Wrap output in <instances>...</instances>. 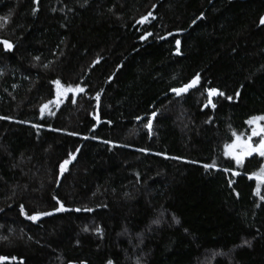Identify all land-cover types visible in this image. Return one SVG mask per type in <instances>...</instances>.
<instances>
[{
	"label": "trees",
	"instance_id": "16d2710c",
	"mask_svg": "<svg viewBox=\"0 0 264 264\" xmlns=\"http://www.w3.org/2000/svg\"><path fill=\"white\" fill-rule=\"evenodd\" d=\"M261 17L264 0H0V264H264V161L225 155L264 115Z\"/></svg>",
	"mask_w": 264,
	"mask_h": 264
},
{
	"label": "snow or ice",
	"instance_id": "6c2138e0",
	"mask_svg": "<svg viewBox=\"0 0 264 264\" xmlns=\"http://www.w3.org/2000/svg\"><path fill=\"white\" fill-rule=\"evenodd\" d=\"M35 2V0H34ZM151 15V14H149ZM147 19V17L142 18V20L140 21L141 23L144 22ZM260 24H264V17L260 18ZM193 23H195V21H193ZM149 35H151V33H149ZM143 39V37H142ZM0 45H2L4 47L5 50H11L13 48V45L7 41V40H0ZM176 45H177V49L179 50V46H180V41L177 40L176 41ZM179 54V52L177 53ZM199 81V75L197 74V76L195 78H193L189 83L183 85L182 87H177V88H173L172 91L177 95H181L184 92H187L188 89L196 86L198 84ZM56 84V88H57V96L61 97L65 94V91H72L73 93V97L75 96V94L77 92H83V88L76 86L74 89L71 86H68L67 89H62L61 88V83L60 81H55L54 82ZM207 93H208V97H209V103L212 105V107H215V104H212L211 98L215 95H219V96H223L224 93L223 92H218V90L216 88H210L207 89ZM239 91H237L236 95L239 96ZM97 99H99V96L96 97ZM227 99L231 100L232 97H227ZM48 108V104H45L43 106H41L40 108V112L43 113L45 111V109ZM156 115L155 112L152 113V116L154 117ZM0 119H7V117H0ZM139 119V117L137 118ZM264 121V115H260V116H254L251 117L248 121H246L247 124L251 125V133L250 135H248L247 139H241L240 136L236 135L235 133L233 134L235 136V139L233 140V142L230 145H226L225 146V155L228 157H231V159L233 161H235L237 166H242L245 159L248 157H251L253 154H255L256 156H258L259 158H261L262 161H264V124L260 123ZM151 125H152V119L149 118L148 123L145 125V127L149 128V130H151ZM33 127H37L36 125H33ZM69 135H75V133H68ZM253 137H258V142H253ZM85 139H87V137H85ZM107 143V142H106ZM77 152H79V149H76ZM74 159V154L73 153H69V158L64 160L61 165H60V171L63 172L66 168V166L70 163V161ZM204 167L207 168H211V167H215L214 164L209 165V164H205ZM225 171H228V169H225ZM233 176L239 175L238 172L233 171L232 172ZM250 180H255L257 183V190H256V194L260 195V186L264 185V163H261L260 169L257 173H254L252 175H250L248 177ZM231 184V182H230ZM260 198L262 200H264V196H260ZM54 200H56V203L59 205V207L55 208L56 212H64V211H76L79 212L81 211V209L77 208V209H67L65 208V206L56 199V197H53ZM84 211H91V209H83ZM21 214L25 215V217L29 220H32L33 222H35L36 220H38L40 217L42 216H50L52 215L51 212H37L34 215H28L25 213V210L23 208V206H21ZM7 259L6 257H0V261H3ZM15 259V258H13ZM108 264H112V261H108Z\"/></svg>",
	"mask_w": 264,
	"mask_h": 264
},
{
	"label": "rangeland",
	"instance_id": "374dc122",
	"mask_svg": "<svg viewBox=\"0 0 264 264\" xmlns=\"http://www.w3.org/2000/svg\"><path fill=\"white\" fill-rule=\"evenodd\" d=\"M199 84V83H198ZM198 84L196 85V86H194V87H192V88H190V89H188L187 90V92H184V93H182L181 95H184V94H187L189 91H191L193 88H195V87H197L198 86ZM180 96V95H179ZM241 137V139H247V137L245 138V137H243V136H240ZM258 137H253V142H258ZM254 155V154H253ZM68 166V165H67ZM41 218H43V216L42 217H40L39 219H41Z\"/></svg>",
	"mask_w": 264,
	"mask_h": 264
},
{
	"label": "water",
	"instance_id": "95a60500",
	"mask_svg": "<svg viewBox=\"0 0 264 264\" xmlns=\"http://www.w3.org/2000/svg\"><path fill=\"white\" fill-rule=\"evenodd\" d=\"M213 97H214V96H213ZM213 97H212V98H213ZM153 118H154V117H153Z\"/></svg>",
	"mask_w": 264,
	"mask_h": 264
}]
</instances>
